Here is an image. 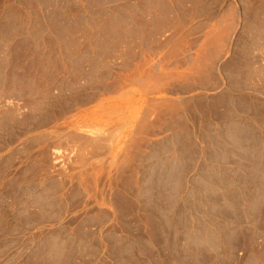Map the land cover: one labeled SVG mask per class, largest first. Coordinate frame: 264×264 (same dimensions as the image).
<instances>
[{
	"label": "rangeland",
	"instance_id": "rangeland-1",
	"mask_svg": "<svg viewBox=\"0 0 264 264\" xmlns=\"http://www.w3.org/2000/svg\"><path fill=\"white\" fill-rule=\"evenodd\" d=\"M0 264H264V0H0Z\"/></svg>",
	"mask_w": 264,
	"mask_h": 264
}]
</instances>
